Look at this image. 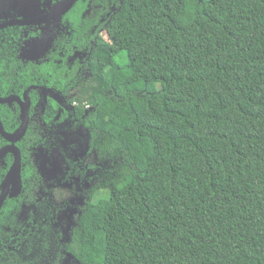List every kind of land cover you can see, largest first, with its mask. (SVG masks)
Returning <instances> with one entry per match:
<instances>
[{
  "label": "trees",
  "instance_id": "trees-1",
  "mask_svg": "<svg viewBox=\"0 0 264 264\" xmlns=\"http://www.w3.org/2000/svg\"><path fill=\"white\" fill-rule=\"evenodd\" d=\"M64 20L72 37L53 48H88L89 80L65 58L36 63L50 49L35 57L37 38L20 57L5 40L0 95L63 92L72 78L70 102L90 106L71 137L105 175L72 231L79 264H264V0H77ZM40 131L17 143L24 190L38 182Z\"/></svg>",
  "mask_w": 264,
  "mask_h": 264
},
{
  "label": "flooded vegetation",
  "instance_id": "flooded-vegetation-1",
  "mask_svg": "<svg viewBox=\"0 0 264 264\" xmlns=\"http://www.w3.org/2000/svg\"><path fill=\"white\" fill-rule=\"evenodd\" d=\"M59 0H0V25L12 20L25 21L28 23H11L0 27V42L7 40L6 42L15 43L17 45L16 57H20L25 47L26 42L30 39H39L40 43L35 54H41L48 48L49 51L43 56L36 57L34 61L40 63L41 61H52L57 65L62 62V58H65V63L70 64V68H75L77 76H79V82L89 80V67L86 66V51L74 50V46H71L66 55H63L62 51H57L53 48V44L57 36H65L68 39L72 37L71 31L68 26L64 24V17L72 11L73 6L61 15L60 18L51 19L45 22L32 21L33 18L44 16L48 13L52 7ZM28 14V15H26ZM30 19V20H28ZM100 34L104 33V30L99 31ZM103 36V35H102ZM52 50V52H50ZM31 53V51H28ZM47 53H50L47 56ZM25 54H22V56ZM27 56V55H25ZM58 56V57H57ZM25 62H28L26 58H23ZM33 62V59L32 61ZM66 75V74H65ZM74 81L72 78L63 81V92L56 88L55 85L42 84H31L24 88L21 94L10 93L0 95L1 98L8 96H14L6 102H0V105H6L14 103L16 109L8 112L3 118L0 116V123L5 133L13 135L16 134L22 124V107L19 101L26 104L24 95L27 97L26 111H27V122L24 134L16 140L14 143L20 151L21 149L17 145L30 125L34 129H41L38 133L39 137L36 140L37 147L39 149V155L36 154V165L40 172L35 178L38 179L37 184H34L28 190H24V180L22 177L21 167L22 158L20 161L19 176L21 179V187L17 193L14 192L15 185L12 181L6 183V175L13 162L14 156L11 150H4L0 152V198L4 193L3 199L0 202V264H16L15 247L25 244L32 236L33 232L37 231V226H40L41 215L43 213H49L51 224L55 228L57 236L58 255L55 262L52 264H62L64 257L70 258L72 264H79V261L75 258L71 250V235L75 226L78 224L80 215L84 211V206L89 200L88 192L91 188L95 187L96 184L101 182L99 176H96V180L85 189H81L83 194L82 203L78 205L77 212L73 214V223L71 227H68V237L62 233L61 226H64V221L54 222L56 216L57 205H64L67 202H61L69 197V193L64 191L63 184L65 181H69L73 175L79 174L85 176V169L91 168L89 164L82 165L81 162L92 154L94 150L89 152L83 145L84 138L78 142H74L71 134L73 132V126L80 124L84 119V116L90 109L87 102L80 104L77 100L70 102L71 92L78 85L72 86ZM34 86L43 96V101L37 105L31 104L29 97V89ZM47 87V88H45ZM65 91V92H64ZM81 105L85 109V114L81 117H76L74 108L75 106ZM10 106V105H9ZM6 122H9L16 130L10 132L5 128ZM0 138V150L9 145L10 142L1 134ZM70 138V139H69ZM79 149V150H78ZM70 150H78L77 154L73 155ZM97 156L96 154H94ZM8 156H11V162H8ZM81 164L82 166H80ZM103 171L105 169L103 167ZM105 175V174H104ZM89 180V177H86ZM14 194V195H13ZM60 199V202H57ZM43 203V204H42ZM46 205L51 206V210H46ZM11 207V208H10ZM10 218L13 221H10ZM66 222V219H65ZM16 243V244H15Z\"/></svg>",
  "mask_w": 264,
  "mask_h": 264
},
{
  "label": "rangeland",
  "instance_id": "rangeland-1",
  "mask_svg": "<svg viewBox=\"0 0 264 264\" xmlns=\"http://www.w3.org/2000/svg\"><path fill=\"white\" fill-rule=\"evenodd\" d=\"M28 15V14H26ZM103 37L106 38L105 32L102 33ZM131 54H135V50L130 48ZM159 87L157 84L148 83L147 91L156 89ZM105 159L99 158L92 154L91 156L85 158L82 165L89 164L91 168L85 169V176L74 174L69 181H65L63 184V189L69 193V197L65 200L57 199V202H67L66 204L60 206L57 205V210L55 212L56 216L54 222L64 221L65 225L61 226L62 233L68 237V227L72 225L73 219L72 216L77 212L78 205L82 201V192L81 189H85L91 185L95 180L96 176H99V179L103 180L105 168L104 162ZM79 164L80 166H82ZM89 177V180H86V177ZM85 184V186H84ZM105 191H101L100 194H104ZM43 204V203H42ZM46 210L50 211L52 208L50 205H46ZM49 213H43L41 215L42 219L39 221L40 226H37V231L35 230L29 240L20 245V247H15V256L16 264H52L57 259L58 255V246H57V236L55 233V228L51 224ZM66 219V222H65ZM69 225V226H68ZM68 229V230H67ZM16 244V243H15ZM65 261H62V264H72L70 258L64 257Z\"/></svg>",
  "mask_w": 264,
  "mask_h": 264
},
{
  "label": "water",
  "instance_id": "water-1",
  "mask_svg": "<svg viewBox=\"0 0 264 264\" xmlns=\"http://www.w3.org/2000/svg\"><path fill=\"white\" fill-rule=\"evenodd\" d=\"M75 1L76 0H59L48 13H46L44 16H40L38 18L37 17L33 18L32 21L45 22V21H48L51 19L60 18L63 13H65L67 10H69L73 6ZM28 20H30V19H28ZM11 23H22L23 24V23H28V22H27V20H25V21L12 20V21L6 22L4 24H1L0 27L4 26L6 24H11ZM11 98L18 99L17 97H14V96H8L5 98L0 97V102H6ZM24 100L27 104V97L25 95H24ZM19 102H20L21 107H22V115H23L22 124L20 126L19 131L13 135L7 134L2 129V126L0 123L1 134L10 142V144L3 147L0 150V152L8 149V150H11L13 152V156H14L13 162L10 166V169L6 175V180H5L6 183H8V181H12L13 184L15 185V187H14L15 189L13 192L14 194L17 193L21 187V179L19 176L21 157H20V151L14 142L16 140H18L24 134V131L26 129V122H27L26 104L21 102V101H19ZM3 196H4V193L0 198V202L3 199Z\"/></svg>",
  "mask_w": 264,
  "mask_h": 264
}]
</instances>
